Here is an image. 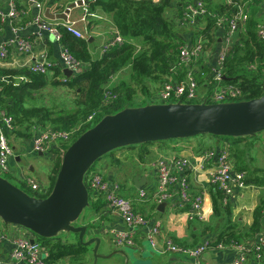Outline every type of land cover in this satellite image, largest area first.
<instances>
[{
  "label": "trees",
  "instance_id": "1",
  "mask_svg": "<svg viewBox=\"0 0 264 264\" xmlns=\"http://www.w3.org/2000/svg\"><path fill=\"white\" fill-rule=\"evenodd\" d=\"M193 1L89 0L91 9L95 6H101L102 10L111 17L113 25L125 41L122 44L108 47L101 57L92 58L89 51V39L76 37L62 27V43L78 59L87 63L84 70L69 77L67 81L50 80L47 74L35 73L26 67H0V110H5L7 114L13 116L15 124L13 134L21 138L30 137L32 128L35 125L65 130L71 129L81 122H85L89 115L95 113L94 121L85 123L82 126L81 133H83L105 115L114 114L126 107H132L129 103L135 93V89L130 85L132 79L138 83H143L142 90L144 94L151 95L147 82L151 81L161 85L166 80L172 64L179 59L180 48L185 43L179 34V28L185 24V6ZM204 2L206 3L207 13L199 17L197 23L192 25L191 28L194 29L196 39L200 37L207 47H212L220 42L217 25L219 18L231 19L236 13V4L238 3H246V6L250 9L245 28L238 32L225 58L223 82L234 85L241 90V95L231 99V101L248 100L264 95V37L258 34L259 27L264 24V13H256L258 8H261L262 0H232V3H227L225 0H204ZM193 68L198 80L196 70L200 68L204 73L205 66L199 61L193 64ZM209 69L208 67L207 71ZM121 72H125L127 77L120 78V81L118 80L112 85V77ZM54 73L57 78L63 72L60 68H55ZM184 74L180 73V76L183 77ZM50 83L53 85H67L74 89L78 97L75 102L77 109L68 111L65 108H58L57 105L51 107L44 103L40 104V98L37 94ZM106 88H109L117 97L106 99ZM185 101L196 103L186 99ZM202 135L204 134L195 137ZM215 137L219 140L228 141L253 138V136ZM164 142L168 141H152L122 148L138 149L141 146L142 150L137 155L144 162L145 157L149 154L147 146ZM113 152L114 150L106 155H111ZM235 156L241 158L239 152H236ZM61 159L62 155L59 156L55 164L51 185L46 192L32 190V192L27 191L29 194L46 197L51 193L61 165ZM125 160L121 157H114V162L117 164H123ZM93 166L87 173L93 170ZM237 170L244 171L245 168L238 162ZM85 183L89 188L87 174ZM245 183L246 185L264 184V173L257 178L248 175L245 178ZM225 197V192L213 185L214 213L218 214L221 210H225L230 214L229 203H224ZM263 210L264 205H259L255 209L254 223L249 228V234L259 232L262 229ZM229 229L228 227L222 230L217 237V241L229 244L232 239L238 240L239 236L234 232H227ZM63 232L50 238L37 235L48 248L47 260L51 264L67 256H78L87 251V247L79 239L77 242L63 240L61 238Z\"/></svg>",
  "mask_w": 264,
  "mask_h": 264
},
{
  "label": "crops",
  "instance_id": "2",
  "mask_svg": "<svg viewBox=\"0 0 264 264\" xmlns=\"http://www.w3.org/2000/svg\"><path fill=\"white\" fill-rule=\"evenodd\" d=\"M10 0H0V16L4 14V17H0V43L4 41L16 40L18 38H24L32 42L33 52L29 54L18 51V46L14 42L10 45V52L7 59L0 58V67L10 68H29V66L37 59H40L42 55L53 61H59L61 42H58L50 34L41 32L38 27L31 23L33 18L38 12L37 7L28 0H17L18 8L20 9V15L16 19L9 18L6 14L9 11ZM43 3L44 9L41 11L45 18L50 19L56 23H62L66 20L67 16L70 20L75 22L76 28L83 31L88 35L90 42L89 51L92 58L101 57L104 53L103 48L106 44L112 42L115 37L116 29L113 25L111 17L106 14L101 6H95L91 9L89 0L86 1L91 15H87L84 5H77L69 8L70 4L79 0H40ZM157 1V0H155ZM220 1V0H217ZM50 9V14L55 16L60 15L55 19H51L46 15L47 9ZM69 11L66 18L63 17L66 11ZM261 8H258L256 13H260ZM62 14V15H61ZM179 34L185 43L191 44L196 41L194 29L186 24L180 26ZM220 43V42H219ZM65 45V44H63ZM209 54L206 61H201L205 66L204 73L197 68L198 83L200 89V95L206 96L212 91L214 85L212 84V67L214 66L220 44H214L210 47ZM198 67V66H197ZM210 68L207 71V68ZM209 75V77H208ZM48 79L62 80V76L55 77L54 70L47 73ZM126 73L121 72L117 74L112 80V85L118 82L120 78H126ZM204 80V82H203ZM120 81V80H119ZM51 84V83H50ZM49 85V84H48ZM47 85V86H48ZM53 85V84H52ZM46 86V87H47ZM59 86V85H55ZM67 87V85H64ZM45 87V88H46ZM153 91V90H151ZM40 95V104L44 103L47 106L57 105L58 108H65L68 111H74L77 109L76 97L73 101V107L69 108L64 104L53 102L48 99H44ZM152 97V96H151ZM153 98V97H152ZM150 104V103H149ZM63 105V106H62ZM261 133V132H260ZM263 140L258 136L259 133L253 138H246L241 140H219L215 137L214 140H205L204 138H198L195 140L179 139L173 142H164L162 144H149L147 146L149 156L153 155L151 169L146 168L147 164L143 165L140 160H134L129 164L121 165L114 162V158H110L105 161V168L108 172L103 171L104 177L110 180H118L122 185V190H127L131 196L135 197L140 188H145L149 192L154 190L157 186V168L156 162L161 157L172 156H184L196 163H200V156L204 151L208 149H219L224 144H229L231 152V158L234 163V170L238 169V162L245 168L244 172L246 177L248 175L254 176V178L261 177L264 172V132ZM10 144L14 149V156L10 158V171L14 178L21 179L29 175L28 173L34 172V165H30L28 168L22 164L25 156H28L29 147L27 146L24 138L16 136L13 132L8 133ZM201 139V140H199ZM256 146L255 151L253 152ZM261 147L260 157L256 155V151ZM54 147H52L53 149ZM28 149V150H27ZM32 150V149H31ZM167 151V152H166ZM33 152V151H32ZM239 152L241 158H237L235 153ZM53 155V152H51ZM258 156V157H257ZM148 156L145 157V159ZM138 164V166H137ZM258 164V165H257ZM261 165V166H259ZM215 167V161L208 163L205 170H187L185 174L190 182L192 192L194 194L203 193L204 205L203 213L205 216L204 221L189 220L186 216L188 207H181L179 204H174L172 201L162 202L165 206L162 210L159 209V204L155 201L149 200L148 202H136V209L143 212L150 219L151 224L160 222L162 224V236L158 240L157 245L154 247L145 238L143 229L142 234L136 238V244L130 246L134 252L127 250L128 246H121L116 243V232L125 230L127 225L119 216V214L107 205L103 196L97 198L92 202L90 211L86 214L80 225L87 226V232L89 229V238L94 236H106L108 243L112 244L109 247V252L118 253L120 256L127 260V264H224L234 259L238 250L231 247V243L227 244L223 241H217L218 235L222 230L230 228L227 232H234L239 236V239H232L231 242L245 244L248 247L254 246L258 240V236L264 233V210L262 214V229L259 232L249 234V228L254 223V212L259 205H264V184L255 185L248 184L242 190H236L233 196L229 198L228 205H230V214L225 210H221L220 213H214L213 207V185L210 182V171ZM95 172H99L97 169H93ZM239 171V170H238ZM100 173V172H99ZM118 174L122 175V180L118 178ZM146 177L145 184L142 187L137 188L135 186V176ZM52 174L50 176L51 181ZM43 184V183H42ZM44 188L48 189L50 185H44ZM93 198V199H95ZM161 204V203H160ZM225 205V204H224ZM76 225V223H75ZM8 226L0 222V233H7ZM87 234V233H86ZM75 235V236H74ZM77 236V238H76ZM169 236L180 245L196 246L203 243L205 240H211L213 246L207 249L199 258L191 257L184 254L165 252L163 250L162 237ZM63 240L77 242L78 234L63 232L61 234ZM86 240V239H85ZM146 241L151 245L153 253L148 254L144 244ZM224 243V248H219L218 244ZM90 247L87 246V250ZM12 250V244L8 241H3L0 244V263H7L10 258ZM49 255V252H48ZM112 255V256H113ZM69 260V262L67 261ZM138 260V263H133V260ZM91 257L88 251L78 256H67L59 259L52 264H88ZM20 264V263H19ZM246 264H264V252L263 261L257 259L255 253H249L248 262Z\"/></svg>",
  "mask_w": 264,
  "mask_h": 264
},
{
  "label": "built area",
  "instance_id": "3",
  "mask_svg": "<svg viewBox=\"0 0 264 264\" xmlns=\"http://www.w3.org/2000/svg\"><path fill=\"white\" fill-rule=\"evenodd\" d=\"M35 4L38 9L37 14L31 21L41 32L50 34L58 42L62 40L61 28H66L76 37L88 39V35L79 30L75 26V22L67 16L62 23H56L45 18L42 14L44 9L40 0H28ZM87 0H82L87 15H91L87 7ZM232 3V0H225ZM9 11L7 16L16 19L20 15L17 0L9 1ZM237 9L234 16L227 20L224 17L218 19V32L220 33V48L214 66L212 67V84L214 85L211 93L206 96L200 95L199 83L194 73L193 64L199 61H206L208 54L207 45L204 41L197 37L196 41L188 44H182L180 48L179 59L173 63L169 69L166 80L159 86V89L152 93L153 101L160 103H175L178 101L186 102L196 98L203 101H211V103L231 101L241 95V90L234 85L225 84L223 68L224 61L228 51L238 32L245 28V24L249 18L250 9L246 3L236 4ZM261 12L264 13V0L261 3ZM207 13V7L204 0H194L185 6L184 21L187 26L197 23L199 17ZM1 18L4 14H1ZM116 33L112 42L106 44L103 48L105 52L108 47L122 44L125 40L115 27ZM258 34L264 37V24L258 29ZM16 43L18 51L29 54L33 52V44L27 39L18 38L16 40L4 41L0 43V58L7 59L10 52V45ZM59 61H53L42 55L40 59L35 60L29 69L35 73L47 74L55 68H60L63 72L68 68L74 72V75L84 70L87 63L78 59L65 45H61ZM180 73H185L183 77ZM62 80L67 81L64 72ZM115 75L112 77L114 79ZM209 77V75H208ZM105 97L116 98L117 95L109 88L105 89ZM169 101V102H167ZM236 101V100H234ZM187 103V102H186ZM96 114L89 115L85 122L72 127L71 129H57L52 127H42L35 125L32 128L31 149L33 152L45 155L46 153H57L63 156L66 151L65 146L73 143L82 133L81 128L85 123L94 121ZM15 130L13 116L7 114L5 110H0V173H9L10 158L14 156V149L10 144L8 133ZM71 143V144H72ZM52 147H54L52 149ZM229 144H224L221 148L208 149L200 156V163L184 156L161 157L156 162L157 168V186L154 190L148 191L140 188L137 196L127 197L122 194V185L118 180H110L104 177L102 173L91 170L87 173V182L89 183V192L91 198L103 196L107 205L113 208L127 225L125 230L116 232V243L121 246H134L136 238L142 234L145 229L144 236L156 246L158 240L162 236V224L155 222L151 224L146 214L136 209V202L155 201L156 204L172 201L181 207H188L186 216L189 220L204 221L203 213L204 195L203 193L194 194L191 189L190 182L185 174L187 170H205L208 163L215 161V167L210 171V182L218 189L225 192L224 203L234 195L236 190H242L247 185L245 183V172L234 170V163L231 158ZM1 175V174H0ZM25 182L32 190L46 192L43 184L31 176L24 178ZM34 239L33 242L31 240ZM8 241L12 244L10 258L7 263L0 264H51L47 260L48 248L38 241L33 234L15 235L9 232L0 233V244ZM163 250L165 252H173L199 258L207 249L213 246L212 241L205 240L196 246L180 245L169 236L162 237ZM219 248H224V243L218 244ZM231 247L238 250L237 255L231 261L224 264H246L248 262L249 253H255L257 259L263 261L264 252V233L258 236V240L254 246L248 247L245 244L231 242Z\"/></svg>",
  "mask_w": 264,
  "mask_h": 264
},
{
  "label": "water",
  "instance_id": "4",
  "mask_svg": "<svg viewBox=\"0 0 264 264\" xmlns=\"http://www.w3.org/2000/svg\"><path fill=\"white\" fill-rule=\"evenodd\" d=\"M77 5H82V0L73 2L69 8ZM68 12L63 17L66 18ZM46 15L51 19L60 16L50 14L49 8ZM63 72L67 77L74 75L68 68ZM263 131L264 95L218 103L178 101L126 107L102 117L68 146L48 196L31 195L0 175V218L7 224L29 229L35 236L50 238L63 231L78 233L84 245L94 244L96 263L101 237L85 240L87 226H77L75 222L90 205L85 176L101 157L122 147L152 141L191 138L200 134L255 136ZM145 180L146 177L135 176V186L142 187ZM164 206L165 203L159 204V209Z\"/></svg>",
  "mask_w": 264,
  "mask_h": 264
},
{
  "label": "rangeland",
  "instance_id": "5",
  "mask_svg": "<svg viewBox=\"0 0 264 264\" xmlns=\"http://www.w3.org/2000/svg\"><path fill=\"white\" fill-rule=\"evenodd\" d=\"M207 50H211V48L208 46ZM147 84L149 85L150 90H153V91H151V93H155L159 89V86H160V83L155 84L154 82H151V81H148ZM130 85L132 86V88L135 89V93L133 95V98L129 102L131 106L139 107V106L147 105L149 103H160L159 101L158 102H152L153 101L152 100L153 98L151 97L152 94L151 95L150 94H147V95L144 94V92L142 90L143 83H138L136 80L132 79L130 81ZM40 95L46 96V97H43V101H44V99L45 100L48 99V100H51L53 102H58L60 105L64 104V105L68 106L69 108L73 107L72 101L77 97V94H76L74 89H72L68 86L65 87L64 85L55 86L52 84H49L46 88L41 89L39 91V93L37 94V96L40 97ZM191 101L200 102L201 99L196 98V99H193ZM167 102H169V101H167ZM263 132L259 133V136H258L261 140H263V137H262ZM200 137L204 138L205 140H214L215 139V136L209 135V134H204ZM200 137H198V138H200ZM182 139H184V140H195V139H197V137L182 138ZM24 140L30 149V152L27 149L28 153H30V154L28 156L24 157L22 164L25 165L27 168L30 165H34V167H35V171L28 173L29 175H27V176H31V177L35 178L36 180L40 181L44 185H51L50 176H51V174H53L55 164L57 163V160L59 159L60 155L57 153H53V155L51 153H46L45 155H40L38 153L32 152V150H31V138L26 137V138H24ZM176 140H179V139H176ZM176 140L172 139V140H167V141H169L171 143V142L176 141ZM199 140H201V139H199ZM71 143L66 145L65 148L67 149ZM252 149H254L253 150V152H254L256 149V146H254V148H251V152H252ZM141 150H142L141 146H139L138 149H129V148L116 149V150H114L113 154L106 155L102 159L98 160L96 162V164L93 166V169H97L100 173H103V171L108 172V169H106L105 165H103V164H105V161H107L108 159L114 158V157H121L123 159H126L123 162V164H121V165L129 164L134 160L138 161L140 159L138 158L137 154H140ZM261 150H262V148L259 147L258 150L256 151V155L258 154V156H259L261 153L260 152ZM147 156L148 157L146 159H144L143 165L147 164L146 168L148 170H150L152 168L150 163L154 159V156L153 155L149 156V154ZM140 162H141V160H140ZM137 166H138V164H137ZM259 166H261V165H259ZM0 174L2 176L6 177L7 179H9L10 181H12L13 183H15L16 185L22 187L26 191L32 192L31 187L25 182V180H23V178L16 179V178H14L12 173H0ZM118 178L121 181L122 175L118 174ZM122 192L124 194H126L127 196H131L130 193L125 189H123ZM96 199L97 198H95V199L90 198V205L84 209L80 218L75 222L77 226H79L82 223L86 214L90 211V209L92 207V202L95 201ZM0 222L9 227L8 231L11 234L23 235V236L24 235L28 236L29 234H32V232L29 229L24 228V227L19 226V225L7 224L1 218H0ZM88 232H89V229H88ZM88 232L85 236L86 240L89 239V233ZM72 233H74V232H72ZM100 237H101V244H100L98 252H97V254L99 255V258H98V261L96 263H95L96 254L94 252V244L85 245L86 247L87 246L90 247V249L87 251L89 252L90 257H91V264H127V260L123 256L122 257L120 256L119 251H117L118 253H115L114 255H113V252L107 253V251L109 250V247H112V244L108 243L106 236H100ZM36 238L38 239V241H41L37 236H36ZM76 238H77V236H76ZM144 247L146 248V250H147L146 252L148 254L153 253V249L147 241L144 244ZM127 250H129L130 252H134L133 248H131L130 246H128ZM67 261L69 262L68 259H67ZM135 262L138 263V260L134 259L133 263H135ZM88 264H90V261L88 262Z\"/></svg>",
  "mask_w": 264,
  "mask_h": 264
}]
</instances>
